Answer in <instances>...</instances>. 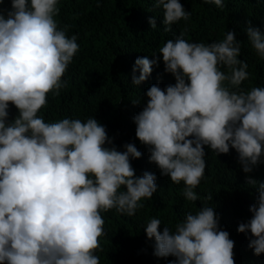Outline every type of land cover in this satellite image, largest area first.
<instances>
[{
    "label": "clouds",
    "instance_id": "9594fccd",
    "mask_svg": "<svg viewBox=\"0 0 264 264\" xmlns=\"http://www.w3.org/2000/svg\"><path fill=\"white\" fill-rule=\"evenodd\" d=\"M58 2L11 0L6 14L0 8V264H100L102 213L133 216L157 191L153 173L135 174L131 159L142 155L136 146L126 143L123 152L106 147L112 139L94 117L45 122L38 115L49 93L58 96L67 87L63 76L80 47L76 35L66 34L69 26L58 27ZM205 2L224 7L223 0ZM155 6L163 10L165 32L191 16L179 0H155ZM149 23L156 28L155 18ZM187 30L158 50L175 84L150 86L133 121L150 162L173 184L183 182V197L195 202L206 169L204 146L216 154L235 149L245 173L264 157V87H240L250 73L238 59L241 42L233 30L212 43L189 42ZM247 35L264 60V35L251 27ZM159 59L138 57L132 84L146 81ZM10 103L18 110L12 120ZM246 184L259 194L251 219L237 231L251 233L248 247L259 256L264 182L249 176ZM160 225L152 218L144 230L155 241L154 255L176 258L170 264H235L234 241L219 229L213 207L187 212L174 231L165 226L161 232Z\"/></svg>",
    "mask_w": 264,
    "mask_h": 264
},
{
    "label": "trees",
    "instance_id": "16d2710c",
    "mask_svg": "<svg viewBox=\"0 0 264 264\" xmlns=\"http://www.w3.org/2000/svg\"><path fill=\"white\" fill-rule=\"evenodd\" d=\"M185 11L191 12L188 21L180 20L165 32L163 10L155 6V0H59V14L54 18L58 27L66 25L67 35L77 36L79 51L73 57L63 79L67 87L58 96H47V105L38 115L45 122L63 118L87 120L94 117L105 126L112 144L118 151H125L126 143H132L141 157L131 159L137 177L145 171L156 176L157 191L152 199H142L143 208L135 215L117 213L115 209L103 212L105 234L99 238L96 251L100 264H170L173 256L154 255V239L146 236V223L156 218L175 230L187 212H197L210 206L219 217V229L229 232L234 241L235 264H264V254H254L249 248L251 233L238 232L240 223L251 219L249 208L258 197L257 187L246 184V178L264 182V157L251 173H245L238 153L230 148L227 154H216L204 146L206 169L200 185L194 189L199 199L187 201L183 195V182L173 184L169 176L161 175L156 164L150 162L148 146L135 135L133 117L146 106V92L152 85L165 89L175 84V77L165 72L159 48L169 39H175L187 27L184 38L189 42L212 43L224 38L233 30L241 42L238 59L246 61L249 79L241 84L244 90L264 87V60L256 55L248 42L247 29H259L264 35V0H223V9L205 0H179ZM0 8L11 9V0H4ZM155 18L156 28L149 19ZM159 56L158 65L148 79L140 85L132 84L133 66L138 57L152 60ZM223 70V69H222ZM139 75V70L135 73ZM133 101H137L133 103ZM9 120L18 115L17 108L9 104ZM123 190V189H122ZM212 195V200L206 197Z\"/></svg>",
    "mask_w": 264,
    "mask_h": 264
}]
</instances>
